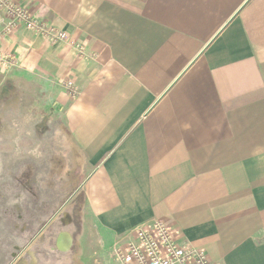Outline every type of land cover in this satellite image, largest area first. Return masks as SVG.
Returning <instances> with one entry per match:
<instances>
[{
	"label": "crops",
	"instance_id": "obj_1",
	"mask_svg": "<svg viewBox=\"0 0 264 264\" xmlns=\"http://www.w3.org/2000/svg\"><path fill=\"white\" fill-rule=\"evenodd\" d=\"M24 6L84 46L22 27L0 40L14 60L0 66L2 107L35 104L59 125L79 223L55 228L52 263L81 264L84 248L112 251L160 220L212 264H264V0ZM7 21L0 11V34Z\"/></svg>",
	"mask_w": 264,
	"mask_h": 264
},
{
	"label": "rangeland",
	"instance_id": "obj_2",
	"mask_svg": "<svg viewBox=\"0 0 264 264\" xmlns=\"http://www.w3.org/2000/svg\"><path fill=\"white\" fill-rule=\"evenodd\" d=\"M9 96L0 95V264H53L46 243L55 228L70 220L77 230L79 223L71 192L61 182L66 158L55 133L59 125L38 117L35 104L25 106L31 102L26 95L21 96L24 109L16 100L2 107ZM89 250L79 254L81 264H118L113 250Z\"/></svg>",
	"mask_w": 264,
	"mask_h": 264
},
{
	"label": "built area",
	"instance_id": "obj_3",
	"mask_svg": "<svg viewBox=\"0 0 264 264\" xmlns=\"http://www.w3.org/2000/svg\"><path fill=\"white\" fill-rule=\"evenodd\" d=\"M26 2L29 0H0V11L8 18L0 34V40L22 27L49 43L65 42L74 47L79 55L84 54L83 45L75 44L67 34L37 20L30 8L24 6ZM13 63L10 55L0 52L1 67L6 68ZM60 84L72 99L78 96L79 89L71 80ZM113 255L118 264H212L204 251L190 244L177 243L174 231L160 220L137 228L123 246L113 249Z\"/></svg>",
	"mask_w": 264,
	"mask_h": 264
}]
</instances>
